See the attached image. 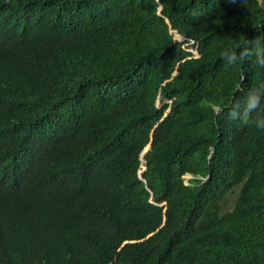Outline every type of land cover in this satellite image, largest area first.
<instances>
[{"label":"trees","instance_id":"16d2710c","mask_svg":"<svg viewBox=\"0 0 264 264\" xmlns=\"http://www.w3.org/2000/svg\"><path fill=\"white\" fill-rule=\"evenodd\" d=\"M257 37L264 0H0V264H264Z\"/></svg>","mask_w":264,"mask_h":264},{"label":"clouds","instance_id":"9594fccd","mask_svg":"<svg viewBox=\"0 0 264 264\" xmlns=\"http://www.w3.org/2000/svg\"><path fill=\"white\" fill-rule=\"evenodd\" d=\"M235 3V0H230ZM194 17H202L203 13L193 12ZM246 47H242L238 52L236 50L228 49L222 54V58L229 65L236 64L238 62H244L245 60L252 58L254 66L264 68V41L259 37L254 40H247ZM259 88H264L261 85ZM257 88H253L246 92L242 100H237L235 105L237 108L242 107V111L239 113V123L241 126H255L258 129H264V117L260 122H256L257 110L264 113V104H262L261 97L256 94ZM242 102V103H241ZM232 108V105L230 106Z\"/></svg>","mask_w":264,"mask_h":264},{"label":"rangeland","instance_id":"374dc122","mask_svg":"<svg viewBox=\"0 0 264 264\" xmlns=\"http://www.w3.org/2000/svg\"><path fill=\"white\" fill-rule=\"evenodd\" d=\"M185 181L187 182L188 179L191 177V175H185ZM236 194L235 193H229L223 200V209L228 210L232 207L234 198Z\"/></svg>","mask_w":264,"mask_h":264}]
</instances>
